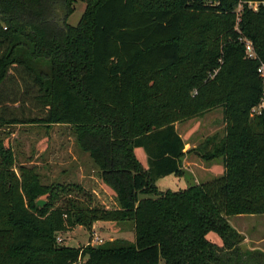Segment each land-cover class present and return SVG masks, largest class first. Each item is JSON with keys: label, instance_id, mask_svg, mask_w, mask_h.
I'll return each instance as SVG.
<instances>
[{"label": "trees", "instance_id": "trees-1", "mask_svg": "<svg viewBox=\"0 0 264 264\" xmlns=\"http://www.w3.org/2000/svg\"><path fill=\"white\" fill-rule=\"evenodd\" d=\"M75 1L0 0V85L20 75L19 96L33 93L43 109L28 119L2 110L0 125L69 126L117 206L73 196L86 195L78 184L43 183L0 138V264H261L264 251L242 250L228 217L264 214V0H82L70 25ZM215 107L221 131L184 150L175 123ZM191 153L219 159L223 173L159 190L156 180L182 176ZM96 221L130 222L134 238L57 241Z\"/></svg>", "mask_w": 264, "mask_h": 264}, {"label": "rangeland", "instance_id": "rangeland-1", "mask_svg": "<svg viewBox=\"0 0 264 264\" xmlns=\"http://www.w3.org/2000/svg\"><path fill=\"white\" fill-rule=\"evenodd\" d=\"M84 7V1H75L74 11L68 16L66 22L76 25ZM21 87L18 74L11 75L0 85V115L2 110H5L7 116H16L18 119L42 116L43 109L35 102L33 93L19 96ZM175 127L189 147L195 146L204 137L215 131H221L222 109L212 108L201 116L175 123ZM0 138L6 145L9 143L14 148L17 163L38 166L43 183L78 184L86 195L73 189V196H78L83 201H92V204L105 208L117 206L115 196L111 190L101 186L103 184L98 176V170L94 167L88 153L82 151L76 144L69 126L54 124L46 128L41 124L23 122L3 124L0 125ZM135 154L146 165V155L142 148H135ZM182 169L184 172L180 177L170 174L158 178L156 180L158 189L179 190L205 182L223 173L219 159L205 162L194 153L182 159ZM39 199L45 201L44 196ZM228 222L243 234L244 240L240 244L242 250L264 251V214L232 215L228 217ZM133 238V226L130 222L96 221L91 231L77 225L57 233L59 243L73 247L87 244L95 246L113 239L132 241ZM206 238L217 245L222 244L215 232H208ZM240 263L242 264L243 261L240 260ZM260 263L264 264V256ZM250 264H256V262L251 261Z\"/></svg>", "mask_w": 264, "mask_h": 264}, {"label": "built area", "instance_id": "built-area-1", "mask_svg": "<svg viewBox=\"0 0 264 264\" xmlns=\"http://www.w3.org/2000/svg\"><path fill=\"white\" fill-rule=\"evenodd\" d=\"M262 4L264 5V1L262 2ZM241 5H239L240 7ZM249 6H252L253 8L257 7V3L256 2H249ZM244 42V46H245V53L248 57H255V52L253 49V45L252 42L247 39V38H243L242 39ZM258 75L259 77L262 79V84H263V95H264V63L260 64L258 69H257ZM263 106L262 103H260L257 107H254L252 109V113L255 111H258L261 107ZM101 242V240H100Z\"/></svg>", "mask_w": 264, "mask_h": 264}, {"label": "crops", "instance_id": "crops-1", "mask_svg": "<svg viewBox=\"0 0 264 264\" xmlns=\"http://www.w3.org/2000/svg\"><path fill=\"white\" fill-rule=\"evenodd\" d=\"M189 147L188 143H185V146H184V150H187ZM189 154H186L184 157H188ZM101 180V179H100ZM101 185L102 187L104 186L105 189L107 190H111L106 184H104L102 181H101ZM112 192V191H111ZM112 194L114 195V193L112 192Z\"/></svg>", "mask_w": 264, "mask_h": 264}, {"label": "water", "instance_id": "water-1", "mask_svg": "<svg viewBox=\"0 0 264 264\" xmlns=\"http://www.w3.org/2000/svg\"><path fill=\"white\" fill-rule=\"evenodd\" d=\"M45 203V201L43 200V199H38L37 201H36V204L37 205H43Z\"/></svg>", "mask_w": 264, "mask_h": 264}]
</instances>
